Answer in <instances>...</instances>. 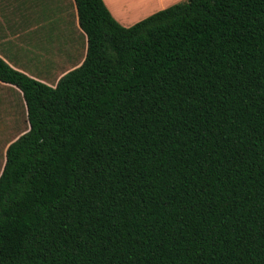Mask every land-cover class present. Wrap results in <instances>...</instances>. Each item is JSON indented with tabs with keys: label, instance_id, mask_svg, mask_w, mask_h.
Listing matches in <instances>:
<instances>
[{
	"label": "trees",
	"instance_id": "obj_1",
	"mask_svg": "<svg viewBox=\"0 0 264 264\" xmlns=\"http://www.w3.org/2000/svg\"><path fill=\"white\" fill-rule=\"evenodd\" d=\"M55 87L0 57L30 130L0 176V264H264V0H187L132 27L74 0Z\"/></svg>",
	"mask_w": 264,
	"mask_h": 264
},
{
	"label": "crops",
	"instance_id": "obj_2",
	"mask_svg": "<svg viewBox=\"0 0 264 264\" xmlns=\"http://www.w3.org/2000/svg\"><path fill=\"white\" fill-rule=\"evenodd\" d=\"M103 1L116 21L128 28L185 0H162L163 6L148 15L139 14L140 8H128L127 0ZM152 5L153 0H148L142 8ZM24 27L29 28L28 41L21 33ZM41 44L46 50L40 49ZM87 49L88 39L74 0H0V57L14 69L55 87L64 75L84 63ZM0 86L14 87L2 82ZM13 100L6 95L10 116H15Z\"/></svg>",
	"mask_w": 264,
	"mask_h": 264
},
{
	"label": "rangeland",
	"instance_id": "obj_3",
	"mask_svg": "<svg viewBox=\"0 0 264 264\" xmlns=\"http://www.w3.org/2000/svg\"><path fill=\"white\" fill-rule=\"evenodd\" d=\"M148 0H127L125 1L128 8L135 10L140 8L139 14L148 15L150 11H153L158 6H163L162 0H153V5L150 7L142 8ZM187 1V0H185ZM184 1V2H185ZM141 3L139 6L136 5ZM182 3V2H181ZM136 5V6H135ZM144 9V10H143ZM135 13V12H134ZM157 13V12H156ZM29 28H23L21 33L27 38V31ZM28 41V38L26 39ZM40 49L44 51L46 47L41 44ZM41 71H45L42 69ZM12 96L14 100L11 102V110H15V116L8 114V102L6 101V95ZM12 112V111H11ZM30 130V123L28 120L27 106L23 98V94L15 87H2L0 86V176L7 161L8 147L18 140L22 135Z\"/></svg>",
	"mask_w": 264,
	"mask_h": 264
}]
</instances>
